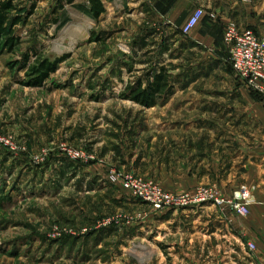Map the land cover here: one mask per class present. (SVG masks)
I'll return each mask as SVG.
<instances>
[{
    "label": "rangeland",
    "instance_id": "obj_1",
    "mask_svg": "<svg viewBox=\"0 0 264 264\" xmlns=\"http://www.w3.org/2000/svg\"><path fill=\"white\" fill-rule=\"evenodd\" d=\"M13 3L23 21L19 47L0 55V264H254L256 246L228 203L252 191L228 196L196 152L157 136L156 114L171 111V97L153 108L123 97L160 67L177 78L171 61L181 56L167 41L158 64L141 55L144 41L157 44L158 25L122 0H107L99 19L77 0ZM32 50L67 57L40 86L23 84L28 66H10ZM133 184L189 198L214 190L225 203L158 209Z\"/></svg>",
    "mask_w": 264,
    "mask_h": 264
},
{
    "label": "crops",
    "instance_id": "obj_2",
    "mask_svg": "<svg viewBox=\"0 0 264 264\" xmlns=\"http://www.w3.org/2000/svg\"><path fill=\"white\" fill-rule=\"evenodd\" d=\"M77 1L91 12V0ZM100 1L105 7L107 0ZM122 1L159 27L160 34L153 36L157 44L148 49L149 38L142 45L141 55L148 62L155 55L158 64L165 41L169 45L165 50L181 56L171 61L177 74L167 105L172 109L156 114L157 136L169 137L179 152H196L197 166L207 169V176L228 196L240 186L252 191L250 214L242 217L231 211L230 219H239L236 230L246 232L256 246L254 264H264V99L236 75L220 48L230 24L264 37V0ZM124 7L121 3L116 12ZM200 8L204 17L189 37H183L182 27Z\"/></svg>",
    "mask_w": 264,
    "mask_h": 264
},
{
    "label": "built area",
    "instance_id": "obj_3",
    "mask_svg": "<svg viewBox=\"0 0 264 264\" xmlns=\"http://www.w3.org/2000/svg\"><path fill=\"white\" fill-rule=\"evenodd\" d=\"M205 12L203 8L197 10L181 29V35L189 37L199 25ZM224 45L230 55V64L233 71L254 92L264 97V37L250 29H241L230 24L224 31ZM145 202L151 201L158 209H181L191 205L213 204L222 206L225 202L214 190L202 189L192 198L184 196H170L152 192L143 185L127 186ZM254 196L246 188L236 192L228 203L240 216L250 214L249 207L254 203ZM249 247L255 250V246Z\"/></svg>",
    "mask_w": 264,
    "mask_h": 264
},
{
    "label": "trees",
    "instance_id": "obj_4",
    "mask_svg": "<svg viewBox=\"0 0 264 264\" xmlns=\"http://www.w3.org/2000/svg\"><path fill=\"white\" fill-rule=\"evenodd\" d=\"M14 0L0 1V55L8 52L13 54L20 45L19 38L15 35V27L20 25L23 21L21 16H14L18 11L17 6L14 5ZM91 15L94 19H99L105 13V7L100 0L90 1ZM94 34L91 35L90 40H94ZM32 56L35 61L32 62ZM66 56L51 62L35 50L25 56L22 63H16L12 68H20L26 70L28 80L23 83L24 85L40 86L55 72L59 64L66 60ZM15 65V64H14ZM149 81L145 86L142 81L135 85L126 88L123 97L138 103L145 108H153L158 104H163L167 99L172 96V74L166 67H160L156 73L148 75ZM257 94V93H256ZM260 96V95H259ZM262 97V96H260Z\"/></svg>",
    "mask_w": 264,
    "mask_h": 264
},
{
    "label": "bare ground",
    "instance_id": "obj_5",
    "mask_svg": "<svg viewBox=\"0 0 264 264\" xmlns=\"http://www.w3.org/2000/svg\"><path fill=\"white\" fill-rule=\"evenodd\" d=\"M60 50H65V48L62 47V48H60Z\"/></svg>",
    "mask_w": 264,
    "mask_h": 264
}]
</instances>
